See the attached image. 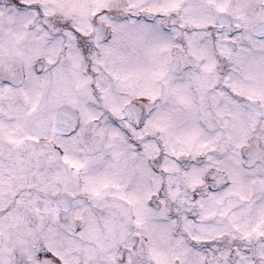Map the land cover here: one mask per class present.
<instances>
[{"label":"snow or ice","instance_id":"1","mask_svg":"<svg viewBox=\"0 0 264 264\" xmlns=\"http://www.w3.org/2000/svg\"><path fill=\"white\" fill-rule=\"evenodd\" d=\"M0 264H264V0H0Z\"/></svg>","mask_w":264,"mask_h":264}]
</instances>
